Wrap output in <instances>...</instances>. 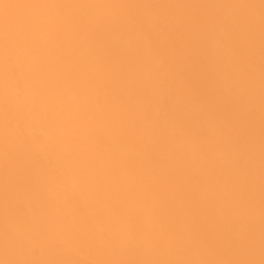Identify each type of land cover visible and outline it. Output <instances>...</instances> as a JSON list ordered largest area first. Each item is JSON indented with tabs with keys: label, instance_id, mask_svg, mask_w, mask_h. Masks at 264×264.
Wrapping results in <instances>:
<instances>
[{
	"label": "bare ground",
	"instance_id": "6f19581e",
	"mask_svg": "<svg viewBox=\"0 0 264 264\" xmlns=\"http://www.w3.org/2000/svg\"><path fill=\"white\" fill-rule=\"evenodd\" d=\"M0 264H264V0H0Z\"/></svg>",
	"mask_w": 264,
	"mask_h": 264
}]
</instances>
